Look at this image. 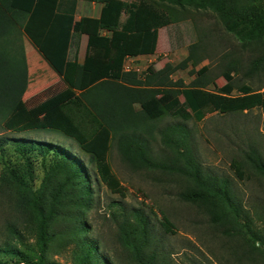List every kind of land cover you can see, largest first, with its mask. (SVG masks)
Here are the masks:
<instances>
[{
	"label": "trees",
	"instance_id": "16d2710c",
	"mask_svg": "<svg viewBox=\"0 0 264 264\" xmlns=\"http://www.w3.org/2000/svg\"><path fill=\"white\" fill-rule=\"evenodd\" d=\"M84 1L102 5L98 17L76 20L77 0H0V127L14 130L39 117H50L56 129L67 123L86 156L84 160L68 147L44 140L0 136V193L23 215L20 226L12 222L4 225L0 253L18 256L6 264H59L48 256L55 246L56 253L70 248L71 264H177L165 235L156 233L148 216L122 204L110 213L112 253L105 255L99 237L91 236L84 215L93 200L91 170L111 192L125 197L108 162L111 144L132 169L159 170L179 177L182 186L178 197L202 210L222 235L235 240L234 254L243 258L237 262L264 264V207L252 216L227 178L204 169L191 147L192 133L185 124L170 123L161 128L156 124L168 115L199 122L214 112L264 108V89L233 83V72L239 69L249 79L264 76V3ZM188 6L212 11L241 47L250 51L247 61L230 57L222 72L225 82L218 86L208 76V65L195 70L203 60V46L197 40L188 45L187 55L176 64L147 68L143 78L124 71L127 56L155 53L159 29L177 21L181 11L176 8ZM22 34L73 90L71 94L59 90L36 104L23 100L28 67ZM82 35L87 41L79 62ZM189 66L196 74L189 84L171 78ZM234 90L238 94H233ZM156 141L162 146L155 152L151 143ZM36 157L44 170L38 186L32 181ZM243 163L264 178V157L256 148L247 152ZM245 164L233 160L230 166L241 177ZM160 226L164 234L169 233L170 226Z\"/></svg>",
	"mask_w": 264,
	"mask_h": 264
},
{
	"label": "rangeland",
	"instance_id": "374dc122",
	"mask_svg": "<svg viewBox=\"0 0 264 264\" xmlns=\"http://www.w3.org/2000/svg\"><path fill=\"white\" fill-rule=\"evenodd\" d=\"M81 1L92 4L78 0L76 6L81 8ZM261 1L264 3V0ZM176 9L181 11L180 14L175 13L180 16L177 21L159 29L155 55L135 59L134 63L143 70L158 69L166 63L176 64L187 55L188 45L199 40L200 45L203 46V51L202 48L200 50L203 60L195 70L208 65V76L213 77L215 83L221 86L225 82L222 76L225 62L235 56H240L242 61L246 62L250 51L241 47L238 39L223 28L212 11L192 6ZM85 42L84 36L80 46L81 55ZM21 43L28 67V86L23 95L26 103L36 104L59 90L62 93L68 92L64 93L66 95L73 92L24 34ZM233 74L235 85L246 83L252 85L253 89H264V76L260 79L256 77L249 79L240 69ZM195 76L189 66L174 72L171 78L181 79L184 84H189ZM208 88L212 89L213 86L210 85ZM233 94L238 92L234 90ZM180 99L183 98L180 96ZM54 123L56 122L50 117H39L19 129L8 130L0 127V136L31 137L60 144L86 160V156L79 149L78 137L70 132L67 123L62 124L60 129L52 127ZM170 123H182L191 130V147L204 169L218 177L227 178L246 211L256 216V213L263 210L264 178L255 174L243 163V159L252 148H256L264 157V108L223 114L214 112L207 114L199 122L193 119L183 121L179 117L169 115L156 122L158 128ZM151 144L155 152L162 146L158 141ZM35 160L32 166V181L38 186L44 176V170L40 159L36 157ZM233 160L245 164L241 177H238L230 166ZM108 162L112 173L125 191V197L111 192L91 170L93 200L84 213L90 223V234L99 237L105 255L112 253L114 247V226L110 213L122 204L126 208L139 210L148 216L156 233L165 235L167 246L175 252L172 256L177 264H191V261L198 264H239L237 260L242 261V257L238 258V255L234 254L235 240L222 235L220 229L209 222L208 216L202 210L178 197V191L182 186L179 177L159 170L132 169L121 159L115 144L110 145ZM7 222L20 226L23 223V215L0 193V230L2 229L0 241L4 240L3 228ZM159 222L164 224V227L170 226L169 233H163L164 230ZM260 224L262 225L261 221ZM262 228L264 230V227ZM56 249L57 246L49 253V258L59 264H71L70 248L62 249L61 253H56ZM22 250L25 251L24 248ZM0 258L1 262L6 264L18 256L11 257L6 252H1Z\"/></svg>",
	"mask_w": 264,
	"mask_h": 264
},
{
	"label": "crops",
	"instance_id": "0c3cea01",
	"mask_svg": "<svg viewBox=\"0 0 264 264\" xmlns=\"http://www.w3.org/2000/svg\"><path fill=\"white\" fill-rule=\"evenodd\" d=\"M79 2H80V0H79ZM81 2H82L81 8H80V6L78 7V5L76 6V12H75V19L76 20H78L81 16H88V17H98L99 16L100 9H101V6H102L100 3L91 2L92 4L89 5L87 3H84L83 1H81ZM121 19H122V17H121ZM84 36L86 37V41H87V36L86 35H82L81 36V43H82V38ZM81 43H80V46H81ZM85 48H86V42H85L83 54L82 55L80 54V48H79V51L77 53V58H78L79 62L83 61ZM153 55H155V53L154 54H139V55L134 56V58L135 59H140L142 57L153 56Z\"/></svg>",
	"mask_w": 264,
	"mask_h": 264
},
{
	"label": "built area",
	"instance_id": "2783aa9c",
	"mask_svg": "<svg viewBox=\"0 0 264 264\" xmlns=\"http://www.w3.org/2000/svg\"><path fill=\"white\" fill-rule=\"evenodd\" d=\"M134 56H127L124 60L123 64V70L124 71H133L135 72L139 77H144V71L140 66H137L135 63Z\"/></svg>",
	"mask_w": 264,
	"mask_h": 264
}]
</instances>
